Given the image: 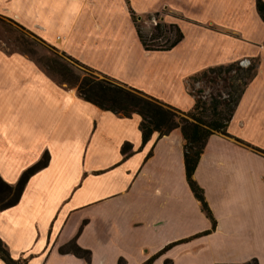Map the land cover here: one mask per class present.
I'll return each mask as SVG.
<instances>
[{"label": "crops", "instance_id": "0c3cea01", "mask_svg": "<svg viewBox=\"0 0 264 264\" xmlns=\"http://www.w3.org/2000/svg\"><path fill=\"white\" fill-rule=\"evenodd\" d=\"M258 1L0 0V19L183 111L195 104L190 81L205 70L257 62L228 127L231 137H210L194 175L215 231L172 247L154 264L167 256L182 262L189 253L186 264H207L208 257V264H264V154L237 141L264 150ZM130 8L142 24H155L148 16L161 13L184 39L169 51H146ZM140 124L136 114L121 117L83 100L27 54L0 45V175L15 185L50 155L20 202L0 210V238L14 258L85 264L58 251L80 232L78 244L91 250L92 264H143L167 245L211 230L186 179L181 129L155 133L142 147ZM125 143L133 147L127 156Z\"/></svg>", "mask_w": 264, "mask_h": 264}, {"label": "trees", "instance_id": "16d2710c", "mask_svg": "<svg viewBox=\"0 0 264 264\" xmlns=\"http://www.w3.org/2000/svg\"><path fill=\"white\" fill-rule=\"evenodd\" d=\"M257 8L262 19H264V3L261 0L258 1ZM130 14L140 42L146 51H169L184 39V35L177 25L168 24L161 20V13H154L148 16V21H153L154 19L157 21V24L152 25L149 33L144 32L142 20L131 8ZM39 39L49 47H53L42 38ZM63 55L71 62L86 68L90 72L83 78H77L76 83L69 87L71 89L76 88L77 95L80 98L92 103L101 110L110 111L121 117L130 118L134 114L140 116L142 147L147 145L155 133L159 137H163L178 128L182 131L185 141L184 162L186 179L194 197L200 202L202 211L211 221L212 228L209 231L167 245L143 264H154L158 258L172 247L215 231L217 221L206 200L204 189L198 184L194 175L210 137L213 135L231 137L228 127L247 85L256 76L257 62H252L247 68L242 67L240 63H236L227 67L205 70L194 79H199L202 76L206 77L208 73L218 75L225 83L224 88L227 89L226 98L218 96L206 101L200 95L191 92L195 99L194 107L190 111H183L160 101L142 90L92 69L64 52ZM232 73L235 74L232 75ZM62 84L69 86L66 81L62 82ZM237 141L264 154V150L260 148L251 146V144L242 140ZM132 149L133 147L130 143H125L122 147L125 156L130 155ZM49 159L50 155L46 153L39 162L24 171L15 185L6 182L0 175V210L10 209L20 202L29 179L35 173L47 167ZM79 233L68 243L60 246L58 251L62 255L72 254L83 259L85 264H92L91 250L85 249L78 244ZM0 259L5 264H29L30 261V257L14 258L1 238ZM119 264H123V261ZM242 264H259V261L252 259Z\"/></svg>", "mask_w": 264, "mask_h": 264}, {"label": "rangeland", "instance_id": "374dc122", "mask_svg": "<svg viewBox=\"0 0 264 264\" xmlns=\"http://www.w3.org/2000/svg\"><path fill=\"white\" fill-rule=\"evenodd\" d=\"M162 18L163 20L166 19L164 14H162ZM152 25L153 23L149 22L142 24L144 32L149 33ZM0 45H3L10 51H19L27 54L56 82L62 84V82L66 81L69 86L62 84L66 88H69L70 86L72 87V84L76 83L77 78H83L90 73L86 68L68 60L59 49L49 47L39 38L24 31L17 24L9 22L8 20L0 19ZM234 74L235 73H232V75ZM224 86L225 83L214 73H208L206 77L202 76L199 77V79L190 81V91L194 94L200 95L206 101H210L212 97L218 96L226 98L227 89H225ZM73 89L76 91V88ZM75 223L76 220L72 219L69 223V227H72ZM67 233H69V231H67ZM174 254L176 255V253ZM191 256V253L185 255L182 262H177L176 256L174 258L167 256V259H163L164 261L162 260V262L160 261L158 263L186 264V258H191ZM165 260H167L166 263H164ZM210 261L209 257L202 260V262L207 264Z\"/></svg>", "mask_w": 264, "mask_h": 264}, {"label": "built area", "instance_id": "2783aa9c", "mask_svg": "<svg viewBox=\"0 0 264 264\" xmlns=\"http://www.w3.org/2000/svg\"><path fill=\"white\" fill-rule=\"evenodd\" d=\"M155 24H157V22H155Z\"/></svg>", "mask_w": 264, "mask_h": 264}]
</instances>
